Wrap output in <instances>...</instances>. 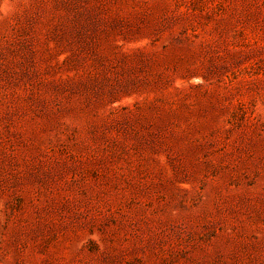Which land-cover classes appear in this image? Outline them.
<instances>
[{"label": "rangeland", "instance_id": "1", "mask_svg": "<svg viewBox=\"0 0 264 264\" xmlns=\"http://www.w3.org/2000/svg\"><path fill=\"white\" fill-rule=\"evenodd\" d=\"M0 264H264V0H0Z\"/></svg>", "mask_w": 264, "mask_h": 264}]
</instances>
